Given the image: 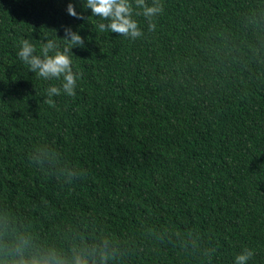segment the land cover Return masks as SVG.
<instances>
[{"label":"trees","instance_id":"trees-1","mask_svg":"<svg viewBox=\"0 0 264 264\" xmlns=\"http://www.w3.org/2000/svg\"><path fill=\"white\" fill-rule=\"evenodd\" d=\"M67 2L0 0V212L37 242L106 240L109 264H232L243 247L264 264V0H163L135 41ZM62 24L90 41L76 94L49 102L59 81L16 51Z\"/></svg>","mask_w":264,"mask_h":264},{"label":"clouds","instance_id":"clouds-1","mask_svg":"<svg viewBox=\"0 0 264 264\" xmlns=\"http://www.w3.org/2000/svg\"><path fill=\"white\" fill-rule=\"evenodd\" d=\"M88 9L91 10V16L101 21L97 25L100 32L117 33L135 41L144 36L136 17L142 16L147 22V30L151 32L156 27L155 18L164 11V4L163 0H68L64 11L69 17L85 20L88 17L84 16V11ZM60 27L64 35L58 36L56 31L46 34L39 52L27 38L19 42L16 51L19 60L38 78L59 81V86L50 84L45 89L49 102L61 93L69 97L76 94L81 73L73 70V49L87 51L88 44L85 41H90L89 36L80 34L79 26H76L75 31L72 25L62 24ZM46 160L47 155L39 149H32L27 157L29 165L34 167ZM80 175L79 170L68 169L66 172L61 171L57 179H75ZM17 229L18 226L5 213L0 212V264H109L108 257L115 254L106 240L87 246L77 244L61 248L51 242H37L25 235L22 229ZM6 234H12V238L8 239ZM214 252L212 248L200 254L210 259ZM254 255V249L243 247L233 256L232 264H249Z\"/></svg>","mask_w":264,"mask_h":264}]
</instances>
